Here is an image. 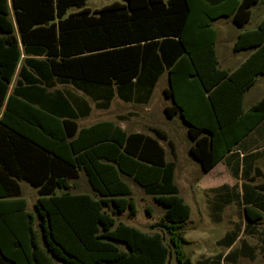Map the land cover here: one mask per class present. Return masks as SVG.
<instances>
[{"label":"trees","instance_id":"trees-1","mask_svg":"<svg viewBox=\"0 0 264 264\" xmlns=\"http://www.w3.org/2000/svg\"><path fill=\"white\" fill-rule=\"evenodd\" d=\"M259 3L124 0L93 12L87 0H0V264H168L172 251L179 264H192L183 230L192 211L175 183L176 163L160 144L174 150L167 134L128 133L114 122L80 129L76 120L89 106L84 101L83 111L63 92H49L53 79L108 108L115 93L148 104L167 73L164 93L172 106L165 112L189 126L192 157L204 173L225 160L241 180L240 191L214 190L215 209L241 205L244 233L261 234L264 184L256 182L264 144L250 150L245 140L264 122V98L248 110L244 98L264 76V19L238 36L234 51L251 55L234 71L220 68L214 27L221 18L248 24ZM72 8L80 11L68 15ZM81 172L95 195L71 191ZM123 176L165 208L152 228L164 229L170 246L159 232L118 222L117 213H138ZM21 182L38 192L35 212L27 209ZM238 237L232 231L221 244L230 248ZM242 250L254 253L246 242Z\"/></svg>","mask_w":264,"mask_h":264},{"label":"rangeland","instance_id":"rangeland-1","mask_svg":"<svg viewBox=\"0 0 264 264\" xmlns=\"http://www.w3.org/2000/svg\"><path fill=\"white\" fill-rule=\"evenodd\" d=\"M114 2L123 3L124 0H87L86 7L97 10ZM75 11H77L76 8L70 10V12ZM251 11L252 18L244 26H237L232 18H221L214 22V27L218 32L217 54L220 67L233 70L249 55L250 51L233 53L231 49L239 34L256 29L262 21L264 0H260V3ZM258 80V83L245 96V109H249L252 104L264 96V76ZM165 83H167V74L160 79L150 102L152 112L146 113L140 105L124 103L117 99L113 102L111 114L102 115L101 119H117L120 115H129V123L126 125L128 132L140 131L154 135L150 132V128L157 127L166 132L169 139L175 143L176 158L171 154L167 143L161 141L167 151L168 160L176 161L175 183L180 190V195L191 207V217L183 230L188 242L184 250L192 264H264V217L259 226L261 234L248 235L244 233L245 218L241 205L232 203L221 212L215 209L217 193L213 189L228 185L229 187L238 186L240 191L241 180L233 176L225 162L222 165L219 164L211 173L206 174L202 171L200 164L193 160L189 152L191 139L187 136L185 125L179 118L170 119L164 110L171 102L165 98L163 93ZM91 119L92 117L84 121ZM263 143L262 141L261 144ZM258 165L263 172V177L258 178L256 183L264 184V158L259 161ZM123 178L132 189V197L138 213L134 217L129 212L117 213L114 216L118 222L122 221L148 233L159 232L164 235L166 244L170 246L169 236L165 230L152 228L153 225L161 223L165 208L156 203L152 196L146 195L143 188L132 179L125 176ZM70 184L73 185V190H71L73 193L95 195L83 173L78 180L71 181ZM21 186L22 197L28 203V210L35 212L34 206L39 198L38 192L26 182H21ZM61 193L62 191H59V194ZM232 231L239 232V237L232 247L228 248L221 244V240ZM243 242L254 249L253 254L242 250ZM242 251L246 252L247 256L241 255ZM168 264H179L173 251Z\"/></svg>","mask_w":264,"mask_h":264},{"label":"crops","instance_id":"crops-1","mask_svg":"<svg viewBox=\"0 0 264 264\" xmlns=\"http://www.w3.org/2000/svg\"><path fill=\"white\" fill-rule=\"evenodd\" d=\"M73 9V8H72ZM77 9V8H76ZM71 10V9H70ZM70 10H69V12H68V15H70V14H76V13H78L79 11H80V9H77V11H75V12H70ZM91 10V9H90ZM97 10H99V9H97ZM91 11H96V10H91ZM264 19V18H263ZM262 19V20H263ZM258 27V26H257ZM240 35V34H239ZM238 35V36H239ZM238 36H237V38H238ZM237 38H236V40H235V42H234V44H233V46H232V49H231V51L233 52V53H239V52H235L234 51V45H235V43H236V41H237ZM218 39V38H217ZM217 48V47H216ZM218 55V54H217ZM251 55V51H250V53H249V55L246 57V59L249 57ZM231 57H232V55H231ZM27 59V56L26 55H23L22 56V59H21V62H20V64H19V67H18V70H17V73H16V75H15V77H14V79H13V81H12V84H11V86H10V94H12L13 93V91H14V89H15V87L17 86V83H18V81L21 79V76H20V71H21V68L25 65V60ZM219 59V58H218ZM246 59H244V61L242 62V63H244L245 61H246ZM241 63V64H242ZM219 64H220V61H219ZM240 64V65H241ZM240 65H238L235 69H233V70H230V69H226V68H222V67H220L221 69H225V70H229V71H234V70H236ZM235 67V66H234ZM229 68H231V67H229ZM233 68V67H232ZM165 74H167V73H165ZM163 76V75H162ZM261 77V76H260ZM259 77V78H260ZM162 78V77H161ZM160 78V79H161ZM258 78V79H259ZM257 79V81H256V84L258 83V80ZM160 82V80L158 81V83ZM53 84H52V86L49 88V92H51V93H54V92H57V91H61V92H63L64 93V95L65 96H67L69 99H71L73 102H80V105H82V103L85 101L86 103H87V105L89 106V109H90V112L88 113V114H86V115H83V116H81V117H79L77 120H76V123L78 124V126H79V128L81 129V128H89V127H91V126H93V125H96V124H98V123H100V122H114V123H116L117 125H121L120 127L122 128V129H124L125 131H127L128 132V130H126V125H128V123H129V115H120V116H118V118L117 119H101V117H102V115H105V114H111V112L113 111L111 108H112V105H113V102H114V100H116L117 101V99H120L121 101H123L124 103H131V102H125L124 100H122L119 96H118V94L117 93H115V96L113 97V99H112V101H111V103H110V106L108 107V108H101V107H99L98 106V101H96L95 99H94V94H90V93H87V92H85L84 90H82V89H79V88H77L75 85H73V84H67V83H60V82H58L57 81V79H53V82H52ZM158 83H157V85H156V88H157V86H158ZM255 84V85H256ZM254 85V86H255ZM253 86V87H254ZM252 87V88H253ZM156 88H155V90H156ZM168 88V74H167V83H165V85H164V87H163V93H164V91H165V89H167ZM251 88V89H252ZM250 89V90H251ZM155 90H154V93H155ZM249 90V91H250ZM248 91V92H249ZM247 92V93H248ZM154 93H153V95H154ZM246 93V94H247ZM246 94H245V96H246ZM153 95H152V98H153ZM164 96H165V98L166 99H168L169 101H171L170 102V105L169 106H167V107H170V106H172V100L171 99H169V98H167L166 97V95H165V93H164ZM152 98H151V100H152ZM262 98H264V96L262 97ZM261 98V99H262ZM261 99H259L257 102H259ZM151 100H150V102H151ZM82 101V102H81ZM150 102L148 103V104H137V105H140L141 107H143L144 108V111L146 112V113H149V112H152V104L150 105ZM257 102H255L254 104H256ZM244 103H245V98H244ZM132 104H135V103H132ZM254 104H252L251 106H253ZM124 105V104H123ZM83 106V105H82ZM139 106V107H140ZM250 106V107H251ZM84 107V106H83ZM82 107V108H83ZM250 107H249V109H250ZM85 108L86 107H84V109H83V111H85ZM165 110V109H164ZM245 110H248V109H245ZM90 117H92V119L90 120V121H84V120H86V119H89ZM174 118H179L180 119V121L183 123V125H185V127H186V131H187V136L189 137V135H188V132H189V126L183 121V119L179 116V115H175L174 117H172V118H170V119H174ZM125 122H127V123H125ZM153 128H157V127H152V128H150V132L152 133V131H151V129H153ZM157 129H159V128H157ZM161 130V129H160ZM163 131V130H162ZM164 132V131H163ZM128 133H144V132H140V131H133V132H128ZM164 133H166V132H164ZM144 134H147V135H149V136H155V135H151V134H148V133H144ZM154 134V133H153ZM167 134V133H166ZM167 136H168V134H167ZM168 138H169V136H168ZM170 140V139H169ZM264 142V122L249 136V137H247L246 138V140H245V145H247V147L250 149V150H252V149H255L256 147L258 148L260 145H262L261 144V142ZM165 142V141H164ZM173 142V141H172ZM167 143V142H166ZM160 144H161V141H160ZM194 143H193V141L191 140V145H190V148L192 147V145H193ZM264 144V143H263ZM162 145V144H161ZM168 145V144H167ZM173 145H174V150H172V149H170V147H169V149H170V151H171V154L173 155V157L174 158H176V152H175V150H176V146H175V143L173 142ZM163 146V145H162ZM164 147V146H163ZM190 148H189V152H190ZM164 149H165V147H164ZM165 151H166V149H165ZM191 155V154H190ZM191 157H192V155H191ZM193 158V157H192ZM166 159H167V161H170V160H168V158H167V151H166ZM193 160L194 161H196L194 158H193ZM261 160V159H260ZM259 160V161H260ZM173 162H175L176 163V161L175 160H172ZM259 161H258V163H259ZM196 162H198V161H196ZM223 162H225V160H223V161H221L220 163H218L211 171H209L208 173H206V174H209V173H211L219 164H221L222 165V163ZM258 163H257V165H258ZM225 164H226V162H225ZM177 166V165H176ZM226 166H227V164H226ZM259 166V165H258ZM201 167V166H200ZM228 167V166H227ZM229 168V167H228ZM202 169V168H201ZM203 171V170H202ZM83 172H81V174H82ZM175 173H176V169H175ZM81 174H80V176H81ZM84 174V173H83ZM85 175V174H84ZM86 176V175H85ZM176 176V175H175ZM80 178V177H79ZM87 178V177H86ZM127 178V177H126ZM78 180V179H77ZM75 181V180H74ZM88 181V180H87ZM89 183V182H88ZM21 184V183H20ZM90 185V184H89ZM222 186H225V185H222ZM222 186H219L218 188H221ZM228 186V185H227ZM22 187V186H21ZM91 187V186H90ZM33 188V187H32ZM218 188H215V189H218ZM33 189H35V188H33ZM92 189V188H91ZM215 189H213V190H215ZM36 190V189H35ZM37 191V190H36ZM59 191H62L63 192V190H58V193H59ZM180 191V190H179ZM22 194H23V192H22ZM25 199V198H24ZM28 206V205H27ZM28 209V208H27ZM29 211V210H28Z\"/></svg>","mask_w":264,"mask_h":264}]
</instances>
